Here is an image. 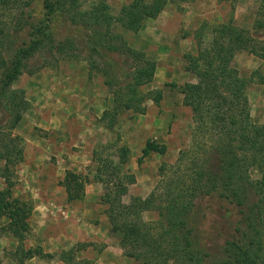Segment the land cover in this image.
<instances>
[{"label": "rangeland", "instance_id": "374dc122", "mask_svg": "<svg viewBox=\"0 0 264 264\" xmlns=\"http://www.w3.org/2000/svg\"><path fill=\"white\" fill-rule=\"evenodd\" d=\"M16 1L0 9V62L2 58L10 60L13 49L21 45L14 40L25 38L28 30L21 34L18 31L26 20L21 7L28 0ZM37 1L32 6L36 19L44 12L42 0ZM78 1L83 11L106 2L117 19L122 8L133 0ZM261 2L176 0L159 18L144 23L137 34L115 23L113 33L154 60L156 73L150 84L140 87L146 97L143 113H121L113 129L101 121L112 107L113 96L103 73L93 68L88 57L86 40L91 37L90 31L63 20L52 24L56 42L72 39L82 53L71 57L41 50L26 63L24 73L11 87L26 103L23 118L12 131L22 151L21 157L13 159L12 198L29 204L31 215L23 243L3 230L9 221L0 218V264H67L61 255L74 249L72 264H142L125 255L121 235L112 229L105 197L109 192L114 194V185L119 184L123 185L126 205L135 198L147 199L153 192L159 197L166 190L165 183L181 175L177 167L182 153L195 151L200 142L199 138L195 142L192 109L184 105L185 86L198 82L187 70V57L197 56L198 38L204 46L212 42L216 26L232 20L237 27L252 29ZM260 37L263 40L264 33ZM94 62L102 68L112 65L122 78L133 72V61L116 53L97 57ZM233 66L242 78H250L255 71L264 74L263 60L245 51L236 54ZM157 93L162 95L158 103L153 100ZM247 95L252 122L264 127V85L250 83ZM9 121L8 113L0 107L2 133L7 132ZM148 145L165 147L166 151L144 155ZM68 172L85 182L83 197L73 202L68 201L63 185ZM250 177L255 181L261 178L257 168L250 169ZM6 189V180L0 177V192ZM195 209L202 241L215 253L234 236L235 224L241 218L238 209L216 197L201 198ZM143 219L155 224L159 213L145 212ZM18 248L39 253L32 259L20 254L18 258Z\"/></svg>", "mask_w": 264, "mask_h": 264}, {"label": "trees", "instance_id": "16d2710c", "mask_svg": "<svg viewBox=\"0 0 264 264\" xmlns=\"http://www.w3.org/2000/svg\"><path fill=\"white\" fill-rule=\"evenodd\" d=\"M175 1L133 0L122 8L117 19L111 15L106 2L83 11L78 0H42L44 12L37 19L33 16L32 6L38 1L24 2L20 13L26 20L18 31L21 34L28 29L26 37L14 40L21 45L13 49L9 61L2 58L0 62V107L6 110L10 119L6 133H2L0 127V177L7 184V189L0 192V218L8 219L3 230L21 243L29 230L27 221L31 207L12 198L14 182L11 177L16 164L13 159L22 156L12 131L21 122L26 103L20 92L11 88L13 83L24 73L26 63L41 50L80 56L82 49L76 41L56 42L52 29L54 22L63 20L85 27L91 36L86 40L88 57L94 63L93 68L103 73L105 85L113 96L112 107L104 112L101 121L113 129L121 113H143L146 97L140 87L153 81L156 62L115 35L112 26L119 23L126 31L137 34L147 19L156 20ZM225 1L236 3L238 0ZM16 2L0 0V9ZM262 33L264 0L252 29L237 27L231 20L212 29L213 40L209 45L204 46L202 38L197 39L198 54L187 57V70L198 82L184 88V105L192 109L196 123L195 142L196 138L200 141L195 151L182 153L177 167L181 175L174 181H167L166 190L159 197L153 192L147 199L135 198L126 205L122 199L125 193L122 184L114 185V194L109 192L105 197L112 229L121 235L120 244L127 257L142 264H264V127L252 122L247 95L250 83L264 85V74L255 71L250 78H242L233 66L236 54L243 51L264 62V38L259 39ZM110 53L132 60V74L125 73L122 78L114 72L112 65L106 64L102 68L94 62L97 57L105 58ZM156 95L153 100L158 103L162 95ZM201 141L209 143L208 150L205 149L207 143ZM150 151L164 153L166 149L148 145L144 155ZM251 168H257L261 175L259 180L251 179ZM84 184L79 175L67 173L63 185L69 202L83 197ZM204 197H216L230 204L238 209L241 217L235 224L234 236L215 253L202 241L195 215L197 201ZM155 211L159 213V220L155 224L145 222L143 214ZM73 251L75 253V249L64 252L61 260L72 264ZM38 253L33 249L18 248L16 256L19 258L20 254L24 259H32Z\"/></svg>", "mask_w": 264, "mask_h": 264}, {"label": "crops", "instance_id": "0c3cea01", "mask_svg": "<svg viewBox=\"0 0 264 264\" xmlns=\"http://www.w3.org/2000/svg\"><path fill=\"white\" fill-rule=\"evenodd\" d=\"M148 21H149V19H147V20L145 21V23L148 24ZM237 22H238V16L236 17V21H235V23H237Z\"/></svg>", "mask_w": 264, "mask_h": 264}]
</instances>
